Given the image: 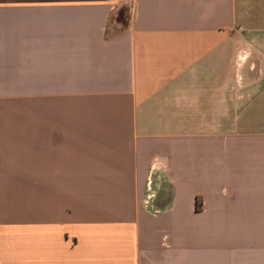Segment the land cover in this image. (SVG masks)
Masks as SVG:
<instances>
[{"label":"crops","instance_id":"obj_1","mask_svg":"<svg viewBox=\"0 0 264 264\" xmlns=\"http://www.w3.org/2000/svg\"><path fill=\"white\" fill-rule=\"evenodd\" d=\"M0 264H264V0H0Z\"/></svg>","mask_w":264,"mask_h":264}]
</instances>
